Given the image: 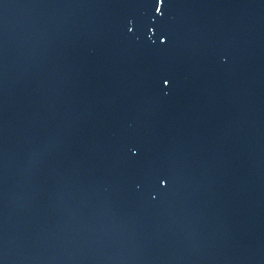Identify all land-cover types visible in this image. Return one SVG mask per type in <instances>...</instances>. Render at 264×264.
<instances>
[{
    "label": "water",
    "instance_id": "95a60500",
    "mask_svg": "<svg viewBox=\"0 0 264 264\" xmlns=\"http://www.w3.org/2000/svg\"><path fill=\"white\" fill-rule=\"evenodd\" d=\"M0 264H264V0H0Z\"/></svg>",
    "mask_w": 264,
    "mask_h": 264
}]
</instances>
